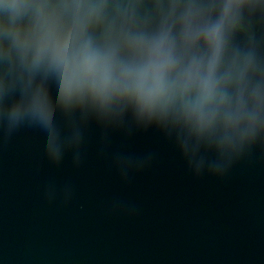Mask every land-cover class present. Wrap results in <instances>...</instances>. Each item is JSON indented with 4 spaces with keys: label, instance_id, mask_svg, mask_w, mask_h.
<instances>
[{
    "label": "clouds",
    "instance_id": "9594fccd",
    "mask_svg": "<svg viewBox=\"0 0 264 264\" xmlns=\"http://www.w3.org/2000/svg\"><path fill=\"white\" fill-rule=\"evenodd\" d=\"M92 129L102 153L114 133L155 131L194 176L225 177L264 147V0H0V140L23 132L79 167ZM155 156L110 162L129 180Z\"/></svg>",
    "mask_w": 264,
    "mask_h": 264
},
{
    "label": "water",
    "instance_id": "95a60500",
    "mask_svg": "<svg viewBox=\"0 0 264 264\" xmlns=\"http://www.w3.org/2000/svg\"><path fill=\"white\" fill-rule=\"evenodd\" d=\"M99 140L92 129L81 165L59 168L23 132L0 140V264H264V147L197 177L155 131L114 133L103 153ZM120 148L156 156L124 180L110 162ZM52 179L71 181L72 198L49 200Z\"/></svg>",
    "mask_w": 264,
    "mask_h": 264
}]
</instances>
